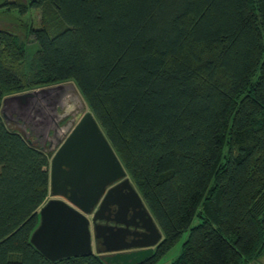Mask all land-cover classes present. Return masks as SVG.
Returning a JSON list of instances; mask_svg holds the SVG:
<instances>
[{"label":"trees","instance_id":"trees-1","mask_svg":"<svg viewBox=\"0 0 264 264\" xmlns=\"http://www.w3.org/2000/svg\"><path fill=\"white\" fill-rule=\"evenodd\" d=\"M0 7L45 16L24 38L0 29V264H106L97 253L51 261L32 243L51 161L1 115L6 97L65 83L78 88L163 234L138 264H157L185 233L173 264L259 262L264 0Z\"/></svg>","mask_w":264,"mask_h":264},{"label":"water","instance_id":"water-1","mask_svg":"<svg viewBox=\"0 0 264 264\" xmlns=\"http://www.w3.org/2000/svg\"><path fill=\"white\" fill-rule=\"evenodd\" d=\"M75 92L76 85L65 83L3 100L1 115L8 126L15 125L31 144H35L30 139L34 137L44 152H56L50 163L49 200L39 212L40 224L32 235V243L47 259L58 261L94 254V236L102 241L105 253L142 248L129 256L131 262L125 260L126 256H120L127 264H138L153 253L163 234L143 198L132 186L94 114L86 112L87 107L82 104L80 112L77 110L79 114L68 112L72 111L69 101ZM71 115L73 117L61 126V122ZM75 123L77 125L73 128ZM120 180L123 181L106 193L110 185ZM124 186L145 211L148 222L142 234L145 240L128 243V235L122 232L127 230L126 225L122 228L99 223L113 197ZM91 215L92 220L89 219ZM102 259L106 264H113L111 259L103 256Z\"/></svg>","mask_w":264,"mask_h":264},{"label":"rangeland","instance_id":"rangeland-1","mask_svg":"<svg viewBox=\"0 0 264 264\" xmlns=\"http://www.w3.org/2000/svg\"><path fill=\"white\" fill-rule=\"evenodd\" d=\"M5 1H7V0H0V5H2ZM1 9L2 8L0 7V10ZM44 17H43L42 11L39 10V9H33L30 12V14L25 15V16H21V17L18 16L16 14V12H12L9 15L7 13L0 12V29H7L8 28V29L12 30L13 32H15L21 38H24L25 35H27V33H26L27 32L26 28H28V25L27 24L31 23L33 26H39L41 24V22L43 21ZM27 41H30V38H27ZM72 84H74V83H72ZM40 89H42V88H40ZM69 104H70V108H71L72 111H68V112H70L72 114L75 113L74 112L75 110H78L80 112V109L79 108L81 107V104H82V106L85 105L87 107L86 112L87 111H90L89 110V107L87 106L85 100L83 99V97L80 94V92H79V90H78L77 87H76V92L74 94H72L71 97H70ZM77 114H79V113H77ZM71 118H72V116H71ZM9 127L11 129L18 130L15 125H10ZM30 139H31V141H33V143H35V145H37L38 147L40 146L39 144H37L35 142V138L34 137L31 136ZM46 153L49 155L50 161H51L56 152H46ZM129 179H130V182H131L132 186L136 189V187H135V185L132 182V180H131L130 177H129ZM50 198L53 199L54 197H50ZM55 198H57V197H55ZM58 199H62V198H58ZM145 205H146V203H145ZM146 207H147V205H146ZM147 209H148V207H147ZM198 223H199V220L198 219L195 220V225L198 224ZM187 237H188V234L187 233L183 234V236L180 238V240L168 252H166L160 258V260L157 262V264H173V261L175 259H177L180 256V254L182 253L183 244L186 241V238ZM99 241L100 240L94 239V236H93V242H92L93 250L98 255H101V256H103L104 258H107V259H111V261L113 260V264H127V263H125V262L122 261V259L120 258V256H123V258L126 256L125 257V260H128V262H131V260H129V259H131V257H129V256L131 254L140 252V250H142V248L141 249H137V248L134 249L133 248V249H130V250H124V251H120V252H108V253H105V249L106 248L104 246H102V244L100 243L102 241H100V242ZM161 241H160V243H161ZM127 242L128 243H131L132 240H130L129 238H127ZM158 245L154 247L153 253L149 257L153 256L157 252ZM117 258H119V259H117ZM136 258H138V257H135V259ZM115 259H117V260H115Z\"/></svg>","mask_w":264,"mask_h":264},{"label":"flooded vegetation","instance_id":"flooded-vegetation-1","mask_svg":"<svg viewBox=\"0 0 264 264\" xmlns=\"http://www.w3.org/2000/svg\"><path fill=\"white\" fill-rule=\"evenodd\" d=\"M75 113H77V110H75ZM71 116L73 117V115ZM71 116L64 119L61 122V126L66 124V122L71 119ZM77 123L74 124L73 128L77 125ZM50 135H52V133ZM122 181L123 180H120L117 183L110 185L107 188L106 193L112 187L120 184ZM123 188L124 189H122L121 192L116 193V195L113 197L112 204L109 205L108 209L101 215L103 220H101L99 223L108 224L109 226H119L122 228H125L124 225H126L127 230H122V232L126 233L130 240H135V242H137V240H145L142 235L148 226L145 211L129 188L127 186H124ZM104 197L100 200L98 206L96 207V211L99 209ZM89 219H93V215L89 216ZM117 222H120V224ZM91 228H93V226ZM100 243L102 244V242Z\"/></svg>","mask_w":264,"mask_h":264},{"label":"crops","instance_id":"crops-1","mask_svg":"<svg viewBox=\"0 0 264 264\" xmlns=\"http://www.w3.org/2000/svg\"><path fill=\"white\" fill-rule=\"evenodd\" d=\"M94 253H96V252L94 251ZM255 264H264V256L259 260V262L255 263Z\"/></svg>","mask_w":264,"mask_h":264}]
</instances>
